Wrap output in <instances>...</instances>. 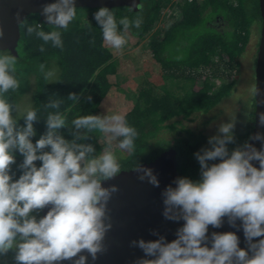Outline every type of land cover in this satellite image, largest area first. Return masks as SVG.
Instances as JSON below:
<instances>
[{"label": "clouds", "instance_id": "obj_1", "mask_svg": "<svg viewBox=\"0 0 264 264\" xmlns=\"http://www.w3.org/2000/svg\"><path fill=\"white\" fill-rule=\"evenodd\" d=\"M76 9L75 0L45 3L40 14L52 30L44 31V23H36L27 26V33L62 50L58 29H68L77 17ZM21 12L15 14L18 22ZM94 19L104 44L117 52L127 44L128 29L142 24L139 16L123 17L119 25L125 34H121L108 7H100ZM44 50L41 45L40 51ZM58 59L47 70L44 63L39 65L48 83L58 82ZM16 72L17 57L0 55V256L13 252L15 264H88L89 257L96 261L108 251L105 240L113 228L109 203L120 190L109 182L123 170L113 144L134 154L139 133L119 112L81 115L69 123L55 111L46 115V131L33 143L37 110L4 98L21 87ZM260 92L256 85L250 89L256 99ZM67 98L79 101L75 93ZM60 105L59 99H52L45 107L58 110ZM259 124L264 126V112L259 113ZM234 127L233 121L221 124L220 134L209 137L208 146L195 153L198 180L178 176L163 189L162 216L180 226L171 240L152 230L155 239L130 241V247L142 253L133 264H264V134L250 137L261 142L260 148L245 141L229 150L228 145L235 143ZM62 129L69 130L71 139ZM92 134L105 142L99 153L86 142ZM17 152L23 159L15 178ZM132 171L141 182L159 187L151 168L137 161ZM45 209L46 214L39 215ZM225 221L242 230L245 247L240 246L236 231H213L209 236L210 226L221 228Z\"/></svg>", "mask_w": 264, "mask_h": 264}, {"label": "trees", "instance_id": "obj_2", "mask_svg": "<svg viewBox=\"0 0 264 264\" xmlns=\"http://www.w3.org/2000/svg\"><path fill=\"white\" fill-rule=\"evenodd\" d=\"M99 8L77 7V17L68 29H58L64 45L62 50L53 48L50 42L44 44L34 33L29 35L28 25L43 22L37 14L26 16L19 25L20 36L15 48L16 77L21 87L17 92L4 94V98L21 108L37 110L36 136L32 138L35 143L46 131L49 112L59 111L70 123L81 115L117 112L115 100L123 95L131 100L123 114L139 136L134 154L121 152L113 144L112 150L120 158L122 169H132L137 161L147 163L172 148L176 152L177 177L198 180L200 166L195 153L208 146L211 136L181 125V121L195 113L209 112L232 94L239 76L240 58L250 36L252 32L259 36L258 0H139L136 10L130 6L109 7L121 34H125L123 26L119 25L121 18H142L140 28L132 26L125 35L146 40L143 47L156 70L135 76L134 91L118 87L125 79L117 73L119 60L104 44L100 25L94 19ZM166 9L170 11L168 21L161 25L159 22ZM52 28L44 23V31ZM3 54L12 53L0 50V55ZM57 57L58 82L48 83L39 65L44 63L47 70L53 67ZM70 93H75L79 101L69 100ZM52 99L61 101L58 110L45 107ZM244 109L246 122L241 130H234L235 143L228 145L229 150L249 138L254 117L253 96L246 101ZM13 116H16L15 111ZM18 124H24L23 118ZM164 129L172 133L170 138L163 135L167 134L162 132ZM61 133L71 139L68 129H62ZM86 142L94 144L97 153L105 146L103 138L95 134ZM15 155L12 170L18 178V165L23 157L18 152ZM13 256L11 251L0 256V264H15Z\"/></svg>", "mask_w": 264, "mask_h": 264}, {"label": "water", "instance_id": "obj_3", "mask_svg": "<svg viewBox=\"0 0 264 264\" xmlns=\"http://www.w3.org/2000/svg\"><path fill=\"white\" fill-rule=\"evenodd\" d=\"M51 2L54 0H0V29L4 33L0 37V50H9L13 55H16L15 48L20 36V23L29 14H37L39 20L44 23V17L40 14L41 7L43 4ZM75 2L77 7L130 6L134 10L139 4V0H75ZM258 5L261 26L255 57L254 85L261 92L257 99L254 97L253 126L247 141L260 148V141L250 140V137L257 132L264 134V126L259 124V113L264 112V0H258ZM21 9V21L18 22L15 14ZM142 164L153 170L160 181L159 187H153L146 181L141 182L132 169L122 170L120 175L109 182L117 184L120 190L114 194L109 203L113 228L105 240L108 251L99 256L96 261H92L89 257L88 264H133V261L142 256V253L138 248L130 247V241L139 238L155 239L156 237L151 235L152 230H157L168 240L175 238V230L180 225L167 221L162 216L161 192L177 177L176 152L169 148L153 160ZM46 211L47 209L40 215L46 214ZM213 231H236L240 237V246H246L242 230L238 231L230 227L226 221L221 228L210 226L209 236ZM64 264H69V262H64Z\"/></svg>", "mask_w": 264, "mask_h": 264}, {"label": "rangeland", "instance_id": "obj_4", "mask_svg": "<svg viewBox=\"0 0 264 264\" xmlns=\"http://www.w3.org/2000/svg\"><path fill=\"white\" fill-rule=\"evenodd\" d=\"M165 15L160 20L159 24L163 25L168 21V14L170 11L166 9ZM258 35L252 32L250 41L246 46V51L240 58L239 76L232 94L223 99L213 109L207 113H195L187 119H182L181 125H186L194 130H201L208 136L219 135V127L223 123L233 121L235 124L234 130H241L246 122L245 103L250 97V89L254 85V66L256 57V42ZM127 44L119 52L109 49L113 52L115 57L119 60V66L117 73L122 74V78L125 79L123 85L119 84V88L124 91H134L137 87L135 76L144 74V72H155L156 66L150 57L149 52L143 47L145 39L138 40L132 36H126ZM182 52H179V55ZM115 77V76H114ZM113 77V78H114ZM151 79V77H149ZM113 80V79H112ZM116 80V78L114 79ZM131 100L123 95H119L115 100V106H118L117 112L123 114L129 105ZM25 104V100L21 102ZM174 120V119H173ZM165 131L162 130V132ZM167 138H170L172 133L165 131ZM104 141V140H103Z\"/></svg>", "mask_w": 264, "mask_h": 264}]
</instances>
